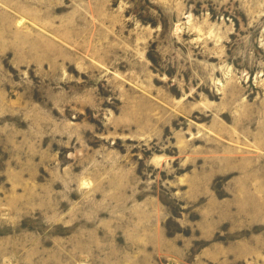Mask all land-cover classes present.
I'll return each mask as SVG.
<instances>
[{
  "label": "rangeland",
  "instance_id": "obj_1",
  "mask_svg": "<svg viewBox=\"0 0 264 264\" xmlns=\"http://www.w3.org/2000/svg\"><path fill=\"white\" fill-rule=\"evenodd\" d=\"M0 264H264V0H0Z\"/></svg>",
  "mask_w": 264,
  "mask_h": 264
}]
</instances>
